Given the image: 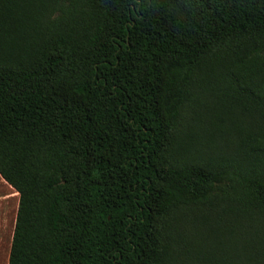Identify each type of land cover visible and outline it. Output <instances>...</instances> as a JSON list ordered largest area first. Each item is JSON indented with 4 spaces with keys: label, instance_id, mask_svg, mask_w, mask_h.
<instances>
[{
    "label": "trees",
    "instance_id": "1",
    "mask_svg": "<svg viewBox=\"0 0 264 264\" xmlns=\"http://www.w3.org/2000/svg\"><path fill=\"white\" fill-rule=\"evenodd\" d=\"M9 264H264V0H0Z\"/></svg>",
    "mask_w": 264,
    "mask_h": 264
},
{
    "label": "rangeland",
    "instance_id": "2",
    "mask_svg": "<svg viewBox=\"0 0 264 264\" xmlns=\"http://www.w3.org/2000/svg\"><path fill=\"white\" fill-rule=\"evenodd\" d=\"M19 197V193L0 175V264H9Z\"/></svg>",
    "mask_w": 264,
    "mask_h": 264
},
{
    "label": "crops",
    "instance_id": "3",
    "mask_svg": "<svg viewBox=\"0 0 264 264\" xmlns=\"http://www.w3.org/2000/svg\"><path fill=\"white\" fill-rule=\"evenodd\" d=\"M2 177V176H1ZM18 193V192H17ZM20 198V197H19Z\"/></svg>",
    "mask_w": 264,
    "mask_h": 264
}]
</instances>
